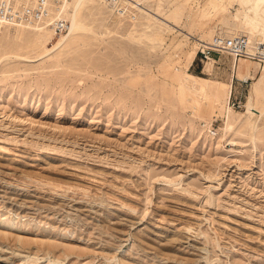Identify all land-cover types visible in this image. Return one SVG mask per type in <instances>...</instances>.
Wrapping results in <instances>:
<instances>
[{
  "label": "rangeland",
  "instance_id": "rangeland-1",
  "mask_svg": "<svg viewBox=\"0 0 264 264\" xmlns=\"http://www.w3.org/2000/svg\"><path fill=\"white\" fill-rule=\"evenodd\" d=\"M140 1L85 3L55 53L0 30V264H264V65L197 54L264 41V1ZM233 71L227 108L185 83Z\"/></svg>",
  "mask_w": 264,
  "mask_h": 264
},
{
  "label": "built area",
  "instance_id": "built-area-1",
  "mask_svg": "<svg viewBox=\"0 0 264 264\" xmlns=\"http://www.w3.org/2000/svg\"><path fill=\"white\" fill-rule=\"evenodd\" d=\"M101 1L123 18L133 14L131 0ZM60 4L59 0H0V29L18 24L48 27L59 38L69 32V22L63 18ZM198 54L203 62L210 61L214 55H227L235 61L245 59L264 65V43L258 40L251 44L246 35L216 34L200 45Z\"/></svg>",
  "mask_w": 264,
  "mask_h": 264
},
{
  "label": "bare ground",
  "instance_id": "bare-ground-1",
  "mask_svg": "<svg viewBox=\"0 0 264 264\" xmlns=\"http://www.w3.org/2000/svg\"><path fill=\"white\" fill-rule=\"evenodd\" d=\"M59 1L61 2V4H60V12H61V10L64 13L67 12V15L69 16V19H68L69 32H68L67 35H63V36L59 37L60 39L57 42V44L53 47V49L46 50L45 54L55 53L56 51H58L61 48H63L67 44L69 39L72 36H74L78 31H80V29H82L81 26L78 23L80 10L82 9V7L84 6L85 3L91 2L92 0H59ZM137 1L135 2V1L131 0V4L130 5L134 9H138L141 13H144L145 9L141 7V5H143L142 2L140 1V2L137 3ZM251 1L252 2H254V1L257 2V1H264V0H251ZM69 6H70V10H67ZM62 12H61V14H62V16L64 18V15H63ZM64 19H66V18H64ZM170 21L168 22L169 24L171 23V25L176 26V25L173 24L174 21L173 22H170ZM6 26L21 27L22 28L21 30L33 32V33H35V34H37V35H39L41 37H46L47 36L46 34H48L49 36L51 35V36L55 37V34L53 33V31L50 28H48V27L45 28V27L34 26V25H24V24L20 25V24H18V25H5V26L1 27L0 30L5 28ZM46 38L47 39H45V40L48 43L52 39L51 37H48V36ZM258 40L259 39L253 40V41L250 40V42H251V44H253L254 41H258ZM262 43H264V41H262ZM199 45H201V44H199ZM215 62H216L215 58H212L210 61L206 62L205 66L206 67L207 66H215ZM252 65H253V69H255L257 67V65H259V63H257V64L252 63ZM208 69H209V67H208ZM246 78H248V77H245V79H243V80H246ZM185 83L187 84V86L191 90L194 89L195 91L203 94L202 97L204 99L209 98L213 102L220 104V106L222 108H227L228 101L230 100L231 94L233 93V88L232 87H229L228 89H224L225 86H222V84H220V83L213 82L211 80H206V79L201 81L198 78H195L194 76L186 77ZM229 110H230V108H229ZM229 114H230V111H229ZM229 127H230V129H233V127H231V126H229Z\"/></svg>",
  "mask_w": 264,
  "mask_h": 264
},
{
  "label": "crops",
  "instance_id": "crops-1",
  "mask_svg": "<svg viewBox=\"0 0 264 264\" xmlns=\"http://www.w3.org/2000/svg\"><path fill=\"white\" fill-rule=\"evenodd\" d=\"M239 7V4H235L234 5V7H232L231 8V11L233 10V9H235V11H236V9ZM233 12V11H232ZM253 21V22H252ZM251 21V24H257L258 23V21L256 20V22H254V20H252ZM245 61H249V62H252V63H254V64H257L255 61H250V60H245ZM262 67H263V65H262ZM261 66L258 68V71H257V73H255V70L252 68V70H251V75H255V78H258L259 77V75H260V72H261V68H262ZM245 73V72H244ZM230 74V73H229ZM255 78H252V77H250L249 79H248V82H250L251 84V87H252V84H253V82H254V80H255ZM229 79H230V76H229ZM242 81H247V80H243V79H240L239 77H238V74H237V72L236 71H233V77H232V85H233V92H234V90H235V92L237 91V93H240L238 90L239 89H241V88H243V84L241 83ZM239 85V86H238ZM251 89V88H250ZM249 92H250V90H249ZM248 92V93H249ZM246 96V95H245ZM246 97H248V95L246 96ZM237 98V97H236ZM241 98H242V96H241Z\"/></svg>",
  "mask_w": 264,
  "mask_h": 264
}]
</instances>
